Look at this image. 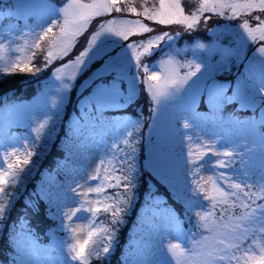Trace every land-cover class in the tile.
Wrapping results in <instances>:
<instances>
[{"label": "snow or ice", "instance_id": "snow-or-ice-1", "mask_svg": "<svg viewBox=\"0 0 264 264\" xmlns=\"http://www.w3.org/2000/svg\"><path fill=\"white\" fill-rule=\"evenodd\" d=\"M3 3L0 40L7 45L0 43V73L10 79L14 73H29V80L40 82L30 101L9 102L7 92L0 101V115L6 118L0 129V245L8 250L4 264H38L34 257L42 246L32 217L42 210L56 225L45 236L50 241L56 233L68 236L59 241L60 257L46 264H111L121 228L140 198V211L147 215V209L151 220L137 216L142 230L129 236L118 264H172L168 255L162 261L153 255V240L163 231H175L190 243L183 256L176 255L179 245L167 246L175 264H264V0H200L188 14L180 0H159L158 6L142 10L131 0H68L58 15L54 0ZM38 9L43 15L35 20ZM124 13L142 16L154 26L121 18ZM205 13L227 23L205 27L203 34L202 20L207 25L211 19ZM21 20L28 32L22 31ZM172 25L183 26L184 33L160 28ZM106 34L127 42V52H93ZM80 37L87 46L56 67L53 62L69 57ZM184 39L188 43L178 48ZM17 40L23 44L14 51L21 54L7 59L4 53ZM158 49L161 58L150 67L146 60ZM189 52L193 59L178 65L176 57ZM39 55L42 66L33 63ZM101 56L100 66L84 79V69ZM178 67L187 70L181 74ZM142 84L150 115L132 121L110 114L133 102ZM73 89L82 97L79 108L62 116L63 101ZM21 124L30 130L25 135L12 130ZM194 129L208 140L197 159L190 149L184 155L177 143L178 137L180 143L191 142L187 133ZM109 140L97 164L95 157ZM142 149L147 158L140 163ZM53 151L58 155L52 165L43 167ZM210 160L213 175L200 176ZM234 169L243 171L236 175ZM249 170L251 176L258 170L260 179H252ZM109 189L118 191L107 195ZM93 194L95 201L86 199ZM84 213L92 220L79 239L76 234L83 229L71 222ZM101 213L111 214L107 226L94 223ZM193 215L196 222L186 229L184 217Z\"/></svg>", "mask_w": 264, "mask_h": 264}, {"label": "rangeland", "instance_id": "rangeland-1", "mask_svg": "<svg viewBox=\"0 0 264 264\" xmlns=\"http://www.w3.org/2000/svg\"><path fill=\"white\" fill-rule=\"evenodd\" d=\"M24 2L41 5V4L48 3L49 0H24ZM85 2H88V0H85ZM131 2L133 3L134 6H136L140 10H142V6L151 7L152 5H156V6L159 5V0H131ZM180 2L182 4V6L184 7L186 14L195 11L196 8H198L200 6V0H180ZM66 3H68V0H65L64 3H62L60 5L56 4V9H57L56 14L57 15L59 14L58 13V9L60 7H63ZM3 7H4V3L2 2V0H0V8H3ZM37 13H39V15L34 14V18L36 20H38L40 18V15H43V13H42V11L40 9L37 10ZM125 14H127V13H125ZM257 14L258 13H253L252 16L254 17ZM112 15L113 16H117L119 14L113 13ZM130 15H132V16H121V18H125V19H137V18H139L144 23H147L150 27L154 26L153 22L147 21L142 16L141 17H136L134 14H130ZM204 15L205 16H210L211 19L207 23V25H205V23L202 20L201 25H200V31L203 34H206V33H204L205 27H209V28L217 27L218 23H220V22L227 23L225 18L219 17V16H217L214 13H212V14L205 13ZM44 18L46 19L47 17L44 16ZM51 18H53V17L49 16L47 18V20H50ZM108 18H111V17H108ZM47 20L45 22H47ZM236 22L237 23H242L243 21L238 19ZM249 23L252 24V26H254L255 25L254 19L249 18ZM23 24H24V21L21 20V25L20 26H21L22 31L23 32H28L29 29L28 28H24ZM46 26L47 25H45V27ZM90 27H92V26L90 25ZM160 28H162L165 31L172 32L174 30L175 32H179L181 34L184 33L183 26H180V25L160 26ZM37 31H39V29H37ZM54 31H55V29H54ZM2 35H3V32L0 31V36H2ZM14 35H19V33H14ZM87 35L90 36L91 32H88ZM135 39H137V38H135ZM181 41H182V44H180V43L177 44L178 48H183L185 46V44L188 43L187 39H184V40H181ZM202 42H206V41H202ZM0 43H5L7 45V40H0ZM22 44H23L22 40H17V42L11 46V50L6 51L4 53L5 57L7 59H14L16 55H20L21 53H16L14 50L17 47V45H22ZM126 45H127V42L122 41L119 37H116V36L111 35V34H106L104 37L101 38L100 41L97 42V46H96V48L93 49V52H96L98 49H100V50H104V55L115 54L117 52H119L121 55H124L127 52ZM86 46H87L86 45V41L83 39V37L77 38L76 45L74 46L73 51L69 54L70 57H68V58L74 59L75 55L78 54L79 51L83 50V47H86ZM156 51H159V49L156 50ZM160 54H161V52L157 53V55H158L157 58H151L152 56L147 58L148 60H150V58H151L150 61L146 60V62L149 64L150 67H153V68L156 67V64H158V62H159V60L161 58ZM91 55H92V53H90V56ZM102 59H103L102 56L101 57H97V59L92 60L91 63L88 64V66L84 69V73L87 72V71L89 73H86L85 76H83L84 79H87L88 76L91 74V72L95 71V69L100 66V63L102 62ZM128 59H129V62L132 64V72L135 73L134 61H131L130 56L128 57ZM192 59H193V56L189 52V54L187 56L181 55V56L176 57V62L179 65V64H183L186 60L190 61ZM61 60H64V61H61L58 64H56L55 65L56 67H60L61 64L67 63L69 59H67V57H66V58L61 59ZM2 63L3 62L0 61V64H2ZM33 63L36 64L37 66H42L43 65V55H39L38 57H35L33 59ZM177 70L182 74L187 69L183 68V67H178ZM29 75H30L29 73H14V74H12L13 78H11V79H15L14 81H17V82L20 81V82H23V83L28 84V85L37 82V80H29L28 79ZM42 78L43 77H41V80H42ZM46 78H47V76H46ZM8 79H10L8 76L4 75L3 73H0V83H5ZM79 82L83 83V80L80 79ZM137 83H139V81H137ZM146 87L147 86L145 84L141 85V92L137 93L136 99L139 98L140 101H143V102H146L148 100V95H147V93L145 91ZM36 95H37V93L34 96H36ZM33 97L32 98L30 97L29 99H26V100H23V101H18L17 103L30 101V100L33 99ZM81 98H82L81 96L77 95V89H73V91L70 93L69 97L65 98L64 101H63V105H62L63 111L61 112V115L62 116H65V115H69L70 116L73 113L72 112V104L75 103V105L79 106V101L81 100ZM41 102H43V98H41ZM49 103H50V101H49ZM124 106H125V104L123 106L117 107V108H122ZM146 114L147 113L145 112V117L150 115V112L148 113L147 116H146ZM116 117L117 118H121L122 117V118H126V119L129 118V116L126 113L118 114ZM0 118H1L2 122H5V119H6L5 116L0 115ZM65 124H67V120H65ZM14 127H16L19 130V131H15L14 132L17 135H25V134H27L30 131L28 128H26L22 124L19 125V126H14ZM143 131H144L145 134H147L148 129L145 127L143 129ZM187 134L192 137L191 142L180 143V139L178 137V139H177L178 149L180 151H182L184 155H186L187 152L190 149L194 153L193 159H197L199 157V153L204 151L205 146L208 143L207 134L206 133H201L199 129H194V130H192L191 132H189ZM237 135H239V133H237ZM110 144H111V140L108 141L107 145H102L100 147V149H99V151H98V153H97V155L95 157V159H97V161H96L97 164L99 163V160H98L99 157L104 155V154H106L108 147H110ZM249 146L251 147L252 145L250 144ZM121 147H123L122 144H121ZM241 150H243V149H241ZM146 151H147L146 149H142L139 152L140 163H143V160L147 158ZM258 151L259 150L257 149V152ZM2 152H3V149H0V153H2ZM212 164H214V160H210L209 161V167L206 168L205 170L201 171L199 175L200 176H204L205 178H207L208 176H212L213 175V172L211 171V165ZM93 167H95V164L93 165ZM233 171H234V174L240 175L243 170L234 169ZM249 172H250V176H251V170H249ZM91 174L95 175L94 172H92ZM230 175H231V173H230ZM197 178H199V177H197ZM251 178L254 179V180H259L260 179L259 171L256 170L255 171V175L251 176ZM144 179H147V176H145ZM80 183L84 184V181L81 180ZM87 186L95 187L94 184L93 185H87ZM87 186L83 189L84 191H86ZM208 188H209V190L211 189V184L208 185ZM116 191H118V190L109 189V190H107V195H113ZM97 198L98 197H96L94 194L89 196V197H86V199L92 200V201H95ZM99 198L103 199V196H101ZM108 202L111 203V201H108ZM76 206H78V205H73V207H76ZM85 206L87 207V205H85ZM162 207H164V206H162ZM148 214L149 215L145 216V222L146 223L151 220V213L149 212ZM109 216H110V213H109ZM193 218H194V220L196 222V218L194 217V215H193ZM91 220H92V218L87 213H84L82 218H80V219H76L75 217L73 218V221L71 222V227L77 228L78 230L81 229V228L83 229V231H78L77 232L76 238H79V239H83L84 238L88 228L90 227V221ZM66 223H68V222L66 221ZM94 223L98 227L102 226V225L107 226L105 221L103 222L101 220H97L96 218L94 220ZM108 224H109V222H108ZM193 225L194 224L187 225V226H184V227L186 229H191ZM67 238H68V236L65 233H61L60 235L56 234L52 240H53V242L55 244L56 243L59 244V241L61 239H67ZM249 243H251V242H249ZM153 244H154V250H153L154 257L158 261H162L163 258H164V255H168L170 257V259H172V264H175V258L172 257L171 253L167 252V246L169 244H176V245L180 246V247H178L175 250L177 256H183V251L182 250L185 249V248L190 247V243L188 241L184 240L183 238H177L175 231H163V232H161L157 237L154 238ZM245 246L247 247V245H245ZM43 250H45V251H43ZM46 250H49L48 246L41 247V250L34 257V259L38 261V264H46V262H48V261H51L53 259L59 258V257H53V254H51L49 251L46 252ZM255 254H257V255L259 254L258 250H256Z\"/></svg>", "mask_w": 264, "mask_h": 264}, {"label": "trees", "instance_id": "trees-1", "mask_svg": "<svg viewBox=\"0 0 264 264\" xmlns=\"http://www.w3.org/2000/svg\"><path fill=\"white\" fill-rule=\"evenodd\" d=\"M55 1V0H54ZM57 2V1H55ZM120 15V14H119ZM122 16H132L130 14H123ZM137 37H133L132 39H135ZM178 43L182 44V41H179ZM161 52V50L154 52L151 58H157V53ZM73 54V53H72ZM70 57V55H69ZM150 58V60H151ZM64 59V58H63ZM67 59H70L67 57ZM148 60V59H147ZM148 60V61H150ZM64 60H57L54 61V65L58 64L59 62ZM86 73H89L88 71L83 74L85 76ZM47 75L43 76L42 80L47 79ZM77 79L80 80V76H77ZM15 79H8L5 83H0V101L3 100L4 94L7 92L9 95V102H18L23 101L26 99L32 98L35 93L38 91L37 85L40 83L39 81L33 83V84H25L20 81H14ZM149 103L148 100L146 102L140 101L139 98H135L133 102L125 104L123 109L128 111L132 114V121H135L137 119H141L142 117H145V112L147 113L146 116L149 113ZM79 107L77 105L72 104V112L74 110H77ZM61 138H63V134L61 133ZM58 144V142H57ZM58 155L57 151H53L52 154L47 158L46 161L43 163V167H49L52 165L53 160ZM164 189L161 188V192H163ZM169 203L172 205V201L169 200ZM144 205V201L142 198H140L137 202L136 208L129 213V215L126 217V224L122 226L121 232H120V244L118 248L113 253V258L111 261V264H118V261L120 260V256L122 255L124 251V245L127 241L128 236L132 233H135L138 226L140 225V221L137 220V216L141 214V207ZM105 223L108 225V222L111 221V214L109 216L108 214H105L104 217ZM50 224H53V222L49 221L46 216L44 215L43 210L40 212L39 215L32 217V228L36 232V234L40 237L41 241H47L48 237L45 236V232L50 227ZM8 257V250L3 246L0 245V259L6 260Z\"/></svg>", "mask_w": 264, "mask_h": 264}]
</instances>
